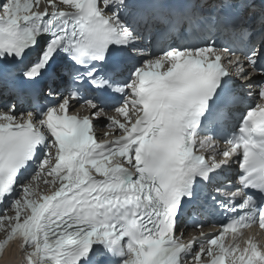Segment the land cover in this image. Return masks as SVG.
I'll return each mask as SVG.
<instances>
[{
  "label": "snow or ice",
  "instance_id": "snow-or-ice-1",
  "mask_svg": "<svg viewBox=\"0 0 264 264\" xmlns=\"http://www.w3.org/2000/svg\"><path fill=\"white\" fill-rule=\"evenodd\" d=\"M0 205L27 264H264V0H3Z\"/></svg>",
  "mask_w": 264,
  "mask_h": 264
},
{
  "label": "bare ground",
  "instance_id": "bare-ground-1",
  "mask_svg": "<svg viewBox=\"0 0 264 264\" xmlns=\"http://www.w3.org/2000/svg\"><path fill=\"white\" fill-rule=\"evenodd\" d=\"M48 179H51V177H48ZM41 181H43V179L39 180V182H38L39 185H40L39 186V189L40 190H46L47 187L45 186L44 182L42 184ZM6 239H7V233L4 230L0 229V242L4 241ZM18 241L19 240L12 241L13 242V245H15V243H17ZM9 252H10V254H9ZM5 254H8V260L11 262V264L12 263L20 264V262H22L25 259L20 253H18L17 251H15L13 249L11 250V248H9L8 251Z\"/></svg>",
  "mask_w": 264,
  "mask_h": 264
},
{
  "label": "rangeland",
  "instance_id": "rangeland-1",
  "mask_svg": "<svg viewBox=\"0 0 264 264\" xmlns=\"http://www.w3.org/2000/svg\"><path fill=\"white\" fill-rule=\"evenodd\" d=\"M48 179V178H47ZM41 183L43 184V181H41ZM40 186V185H39ZM46 186V185H45ZM47 187V186H46ZM44 189V188H43ZM47 190V189H46ZM9 215H14V212H9L8 213ZM11 243H12V241L11 242H9L6 246H5V248L4 249H9L10 247H11Z\"/></svg>",
  "mask_w": 264,
  "mask_h": 264
}]
</instances>
